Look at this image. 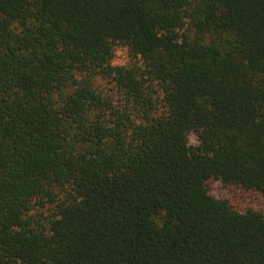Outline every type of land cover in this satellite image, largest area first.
I'll list each match as a JSON object with an SVG mask.
<instances>
[{
  "label": "trees",
  "instance_id": "16d2710c",
  "mask_svg": "<svg viewBox=\"0 0 264 264\" xmlns=\"http://www.w3.org/2000/svg\"><path fill=\"white\" fill-rule=\"evenodd\" d=\"M0 264H264V0H0Z\"/></svg>",
  "mask_w": 264,
  "mask_h": 264
},
{
  "label": "rangeland",
  "instance_id": "374dc122",
  "mask_svg": "<svg viewBox=\"0 0 264 264\" xmlns=\"http://www.w3.org/2000/svg\"><path fill=\"white\" fill-rule=\"evenodd\" d=\"M113 63L117 65L144 64L143 60L139 56L134 55L130 51L128 46H124L122 44H118L116 46ZM96 84L105 95L113 98L114 103L117 106L122 107L127 102L124 91H122L121 88L112 79L99 76L96 78ZM154 96L156 98L157 106L159 107L158 110L161 111L164 107V95L161 91H159ZM196 140V136L191 135V142H196ZM215 193L222 194L224 192L221 187L216 186ZM56 204L57 202L51 201H46L44 203H35L30 213L34 215L35 219H39L43 224L49 226L50 219L54 216Z\"/></svg>",
  "mask_w": 264,
  "mask_h": 264
}]
</instances>
